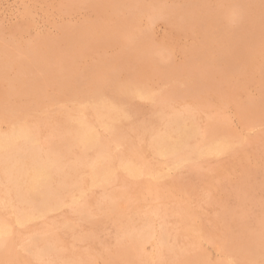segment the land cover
I'll use <instances>...</instances> for the list:
<instances>
[{
  "label": "rangeland",
  "instance_id": "1",
  "mask_svg": "<svg viewBox=\"0 0 264 264\" xmlns=\"http://www.w3.org/2000/svg\"><path fill=\"white\" fill-rule=\"evenodd\" d=\"M263 27L264 0H0V264H264Z\"/></svg>",
  "mask_w": 264,
  "mask_h": 264
},
{
  "label": "bare ground",
  "instance_id": "2",
  "mask_svg": "<svg viewBox=\"0 0 264 264\" xmlns=\"http://www.w3.org/2000/svg\"><path fill=\"white\" fill-rule=\"evenodd\" d=\"M124 1H125V0H124ZM118 2H119V1H118ZM119 3H120V2H119ZM117 4H118V3H117ZM253 7H254V6H253ZM249 8H250V7H249ZM166 9H167V8H166ZM190 9H191V8H190ZM260 9H261V8H260ZM260 9H259V10H260ZM188 10H189V9H188ZM148 11H149V10H148ZM168 11H169V10H168ZM168 11H167V13H168ZM177 11H178V10H177ZM202 11H203V10H202ZM260 11H261V10H260ZM190 12H191V11H190ZM204 12H205V11H204ZM254 12H255V11H254ZM262 12H263V11H262ZM262 12L259 13V14H262ZM171 13H172V12H171ZM205 13H206V12H205ZM256 13H257V11H256ZM228 14H229V13H228ZM174 15H177V14H174ZM174 15H173V16H174ZM178 15H179V14H178ZM180 15H181V14H180ZM171 16H172V15H171ZM201 16H202V14H201ZM218 16H219V15H218ZM220 16H221V15H220ZM228 16H229V15H228ZM181 17H182V16H181ZM181 17H180V18H181ZM198 17H200V15H199ZM223 17H224V16H223ZM225 17H226V15H225ZM231 17H232V15H231ZM235 17H237V16H235ZM108 18H109V17H108ZM111 18H112V17H111ZM138 18H140V16H139ZM172 18H173V17H172ZM176 18H177V16L175 17V19H176ZM191 18H192V16H191ZM201 18H202V17H201ZM232 18H233V17H232ZM112 19H113V18H112ZM143 19H144V18H143ZM163 19H164V18H163ZM173 19H174V18H173ZM173 19H172V20H173ZM221 19H222V16H221ZM224 19H225V18H224ZM224 19H223V20H224ZM228 19H229V17H228ZM237 19H238V17H237ZM107 20H109V19H107ZM139 20H140V19H139ZM161 20H162V19H161ZM169 20H170V19H169ZM230 20H231V18H230ZM104 21H105V20H104ZM113 21H114V20H113ZM165 21H166V20H165ZM219 21H220V18H219ZM231 21H232V20H231ZM96 22H97V21H96ZM108 22H109V21H108ZM168 22H169V21H168ZM178 22H179V21H178ZM222 22H223V21H222ZM228 22H229V21H228ZM244 22H245V21H244ZM247 22H248V21H247ZM98 23H102V22H101V21H100V22L98 21ZM104 23H105V22H104ZM165 23H166V22H165ZM174 23H175V21H174ZM208 23H209V22H208ZM172 24H173V23H172ZM175 24H176V23H175ZM177 24H178V23H177ZM180 24H181V23H180ZM224 24H225V23H224ZM240 24H241V23H240ZM244 24H245V23H244ZM88 25H89V24H88ZM90 25H91V24H90ZM92 25H93V23H92ZM95 25H96V24L94 23L93 26H95ZM106 25H107V24H106ZM117 25H118V24H117ZM211 25H212V24H211ZM211 25H210V26H211ZM225 25H226V24H225ZM228 25H229V24H228ZM228 25H227V26H228ZM253 25H254V24H253ZM253 25H252V27L255 28ZM118 26H119V25H118ZM124 26H125V25H124ZM175 26H176V25H175ZM240 26H241V25H240ZM242 26H243V25H242ZM88 27H90V26H88ZM97 27H98V26H97ZM120 27H121V26H120ZM208 27H209V26H208ZM243 27H244V26H243ZM250 27H251V26H250ZM260 27H261V26H260ZM91 28H92V27H91ZM178 28H179V27H178ZM228 28H229V26H228ZM245 28H246V27H245ZM256 28H258V27H256ZM256 28H255V29H256ZM263 28H264V27H263ZM87 29H88V28H87ZM121 29H122V27H121ZM248 29H249V28H248ZM92 30H93V29H92ZM250 30H252V28H251ZM253 30H254V29H253ZM253 30H252V31H253ZM88 31H89V30H88ZM255 31H256V30H255ZM250 32H251V31H250ZM256 32H257V31H256ZM258 32H259V31H258ZM263 32H264V31H263ZM118 34H119V33H118ZM257 34H258V33H257ZM260 34H261V33H260ZM262 34H263V33H262ZM0 35H1V34H0ZM246 36H247V35H246ZM251 36H252V35H251ZM263 36H264V35H263ZM120 37H121V36H120ZM257 37H258V35H257ZM261 37H262V36H261ZM41 38H42V37H41ZM41 38H40V39H41ZM258 38H259V37H258ZM116 39H117V38H116ZM0 41H2V40H0ZM3 42H4V41H3ZM38 42H40V41H38ZM5 43H6V42H5ZM32 43H33V42H32ZM0 44H1V43H0ZM6 44L8 45V43H6ZM29 44H30V43H29ZM29 44H28V45H29ZM2 45H3V44H2ZM28 45H27V46H28ZM12 46H13V45H12ZM40 46H41V45H40ZM6 47H7V46H6ZM22 47H23V46H22ZM38 47H39V46H38ZM41 47H42V46H41ZM51 47H52V46H51ZM8 48H9V47H8ZM26 48H27V47H26ZM29 48H30V47H29ZM46 48H47V47H46ZM1 49H2V47H1ZM27 49H28V48H27ZM30 49H31V48H30ZM34 49H35V48H34ZM37 49H38V48H37ZM14 50H15V49H14ZM40 50H41V48H40ZM45 50H46V49H45ZM45 50L43 49V51H45ZM10 52H11V51H10ZM29 52H30V51H29ZM31 52H32V51H31ZM39 52H40V51H39ZM7 53H8V52H7ZM17 53H18V52H17ZM23 53H24V52H23ZM36 53H37V52H36ZM36 53H35V54H36ZM12 54L14 55V53H12ZM15 54H16V53H15ZM33 54H34V53H33ZM33 54H32V55H33ZM6 55H8V54H6ZM40 55H41V54H40ZM0 57H1V56H0ZM7 57H8V56H7ZM14 57H15V56H14ZM20 57H21V56H20ZM35 57H36V56H35ZM35 57H34V58H35ZM150 57H151V56H150ZM29 58H31V57H29ZM121 58H122V57H121ZM131 58H132V56H131ZM134 58H135V57H134ZM8 59H9V57H8ZM20 59H21V58H20ZM40 59H41V58H40ZM105 59H106V58H105ZM116 59H117V58H116ZM116 59H115V60H116ZM21 60H22V59H21ZM31 60H32V59H31ZM136 60H137V59H136ZM3 61H4V60H3ZM12 61L14 62L15 60H12ZM16 61H17V60H16ZM16 61H15V62H16ZM18 61H19V59H18ZM23 61H24V60H23ZM23 61H22V63H24ZM48 61H49V60H48ZM53 61H54V60H53ZM103 61H105V60H103ZM144 61H145V60H144ZM55 62H56V61H55ZM111 62H113V61L111 60ZM117 62H119V61H117ZM140 62L142 63V60H141ZM147 62H148V61H147ZM6 63H7V62H5V64H6ZM18 63H20V61H19ZM31 63H33V62H31ZM67 63H69V62H67ZM67 63H66V64H67ZM107 63H108V61H107ZM114 63H115V62H114ZM123 63H126V62H123ZM131 63H132V62H131ZM9 64H10V63H9ZM11 64H12V63H11ZM14 64H15V63H14ZM105 64H106V63H105ZM111 64H112V63H111ZM143 64H144V63H143ZM143 64H142V65H143ZM12 65H13V64H12ZM25 65H26V64H25ZM33 65H34V64H33ZM39 65H40V64H39ZM127 65H128V64H127ZM137 65H138V64H137ZM149 65H150V64H149ZM40 66H41V65H40ZM68 66H69V65H68ZM88 66H89V65H88ZM108 66H109V65H108ZM108 66H107V67H108ZM133 66H134V65H133ZM140 66H141V65H140ZM146 66H147V65H146ZM20 67H21V66H20ZM25 67H26V66H25ZM31 67H32V65H31ZM99 67H100V66H99ZM109 67H111V66H109ZM109 67H108V69H109ZM127 67H128V66H127ZM137 67H138V66H137ZM137 67H136V68H137ZM144 67H145V66H144ZM11 68H13V66H12ZM11 68H10V69H11ZM15 68H16V67L14 66V69H15ZM74 68H75V67H74ZM74 68H71L70 70H72V69H74ZM76 68H77V67H76ZM84 68H85V67H84ZM96 68H97V66H96ZM100 68H102V67H100ZM111 68H114V67H111ZM118 68H119V67H118ZM121 68H122V67H121ZM134 68H135V67H134ZM152 68H153V67H152ZM14 69H13V70H14ZM18 69H19V68H18ZM22 69H23V67H22ZM38 69H39V68H38ZM77 69H78V68H77ZM93 69H94V68H93ZM102 69H105V68H102ZM116 69H117V68H116ZM116 69H115V70H116ZM127 69H128V68H127ZM150 69H151V68H150ZM20 70H21V69H19V71H20ZM25 70H26V68H25ZM47 70H48V68H47ZM62 70H63V69H62ZM87 70H89V68H88ZM94 70H95V69H94ZM97 70H98V69H97ZM97 70H95V72H96ZM132 70H133V69H132ZM138 70H139V69H138ZM7 71H8V70H7ZM38 71H39V70H38ZM74 71H76V70H74ZM100 71H101V70H100ZM100 71H98V72H100ZM105 71H106V70H105ZM9 72H10V71H8V73H9ZM16 72H17V70H16ZM53 72H54V71H53ZM65 72H66V71H65ZM68 72H69V71H68ZM70 72H71V71H70ZM78 72H79V71H78ZM78 72H77V73H78ZM86 72H87V71H86ZM95 72H94V73H95ZM98 72H97V73H98ZM127 72H128V71H127ZM147 72H148V71H147ZM147 72H145V73H147ZM73 73H74V72H73ZM83 73H84V72H83ZM87 73H88V72H87ZM90 73H91V72H90ZM97 73H96V74H97ZM129 73H130V71H129ZM133 73H134V72H133ZM143 73H144V72H143ZM17 74H19V73L17 72ZM37 74H38V72H37ZM43 74H45V73H43ZM64 74H67V73H64ZM100 74H101V73H100ZM141 74H142V73H141ZM147 74H148V73H147ZM147 74H146V75H147ZM150 74H151V73H150ZM8 75H9V74H8ZM14 75H16V74H14ZM14 75H13V76H14ZM22 75H23V74H22ZM28 75H29V74H28ZM33 75H34V74H33ZM45 75H46V74H45ZM45 75H44V76H45ZM67 75H68V74H67ZM73 75H74V74H73ZM79 75H80V74H79ZM84 75H85V74H84ZM84 75H83V76H84ZM87 75H88V74H87ZM90 75H91V74H90ZM98 75H99V74H98ZM104 75H105V74H104ZM104 75H103V77H105V78H107V76H109V75H106V76H104ZM123 75H125V74H123ZM139 75H140V74H139ZM139 75H138V77H139ZM143 75H144V74H143ZM35 76H36V75H35ZM37 76H38V75H37ZM47 76H49V75H47ZM56 76H57V75H56ZM69 76H70V75H69ZM126 76H127V75H126ZM126 76H125V78H127ZM130 76H131V75H130ZM18 77H19V75H18ZM18 77H17V78H18ZM21 77H22V76H21ZM31 77L33 78L32 74H31ZM50 77H51V76H50ZM61 77H62V76H61ZM79 77H80V76H79ZM101 77H102V76H100V78H101ZM114 77H115V76H114ZM138 77H137V78H138ZM11 78H12V77H11ZM13 78H14V77H13ZM26 78H27V77H26ZM26 78H25V79H26ZM28 78H29V77H28ZM48 78H49V77H48ZM93 78H94V76H93ZM95 78H96V77H95ZM128 78H129V76H128ZM128 78H127V79H128ZM133 78H134V77H133ZM18 79H19V78H18ZM18 79H17V80H18ZM34 79H35V78H34ZM37 79H39V78H37ZM43 79H44V77H43ZM50 79H51V78H50ZM67 79H68V78H67ZM80 79H81V78H80ZM84 79H86V81H87V78L84 77ZM91 79H92V78H91ZM97 79H98V78H97ZM123 79H124V78H123ZM152 79H153V78H152ZM12 80H13V79H12ZM14 80H15V78H14ZM32 80H33V79H32ZM64 80H66V79H64ZM70 80H71V79H70ZM99 80H100V79H99ZM107 80H108V79H107ZM124 80H125V79H124ZM132 80H133V79H132ZM132 80H131V81H132ZM141 80H142V79H141ZM38 81H39V80H38ZM55 81H56V80H55ZM93 81H94V80H93ZM93 81H92V82H93ZM139 81H140V80H139ZM144 81H145V79H144ZM1 82H3V80H2ZM1 82H0V83H1ZM30 82H31V80H30ZM36 82H37V81H36ZM36 82H35V83H36ZM41 82H42V80H41ZM90 82H91V81H90ZM90 82H89V83H90ZM104 82H105V81H104ZM123 82H124V81H123ZM123 82H122V83H123ZM142 82H143V81H142ZM145 82H146V81H145ZM152 82H153V81H152ZM32 83H33V82H32ZM35 83H33V84L35 85ZM38 83H40V82H38ZM45 83H46V82H45ZM69 83H70V82H69ZM86 83H88V82H86ZM99 83H100V82H99ZM99 83H97V84H99ZM143 83H144V82H143ZM3 84H4V83H3ZM5 84H7V83H5ZM27 84H28V83H27ZM33 84H31V85H33ZM71 84H72V83H71ZM75 84H76V83H75ZM91 84H92V83H91ZM108 84H109V82H108ZM108 84H107V85H108ZM112 84H113V83H112ZM115 84H116V83H115ZM117 84H118V86H119V83H117ZM132 84H133V83H132ZM22 85H23V84H22ZM24 85H25V84H24ZM31 85H30V86H31ZM40 85H41V83H40ZM49 85H50V84H49ZM78 85H79V84H78ZM102 85H103V83H102ZM120 85H121V84H120ZM123 85H124V84H123ZM147 85H149V84H147ZM1 86H2V85H1ZM5 86H6V85H5ZM79 86H81V85H79ZM132 86H133V85H132ZM138 86H140V85H138ZM51 87H52V86H51ZM97 87H98V86H97ZM4 88H5V87H4ZM18 88H19V86H18ZM29 88H30V87H29ZM49 88H50V86H49ZM76 88H77V87H76ZM91 88H95V87H92V86H91ZM114 88H115V86H114ZM129 88H130V87H129ZM129 88H128V89H129ZM147 88H149V87L146 86V89H147ZM1 89H2V88H1ZM26 89H27V88H26ZM34 89H35V88H34ZM40 89L43 90L42 87H41ZM74 89H75V88H74ZM83 89H86V88L84 87ZM83 89H82V90H83ZM88 89H90V88H88ZM99 89H100V88H99ZM112 89H113V88H112ZM117 89H118V87H117ZM119 89H120V88H119ZM121 89H124V88H121ZM150 89H151V88H150ZM154 89H155V88H154ZM9 90H10V89H9ZM9 90H8V91H9ZM22 90H23V89H22ZM35 90H36V89H35ZM48 90H49V89H48ZM53 90H54V89H53ZM95 90H96V89H95ZM106 90H107V89H106ZM114 90H116V89H114ZM133 90H134V89H133ZM148 90H149V89H148ZM3 91H4V90H3ZM49 91H50V90H49ZM55 91H56V90H55ZM124 91H125V90H124ZM150 91H151V90H150ZM155 91H156V90H155ZM158 91H159V90H158ZM10 92H11V91H10ZM10 92H9V93H10ZM34 92H35V91H34ZM36 92H37V91H36ZM101 92H102V91H101ZM113 92H114V91H112V93H113ZM122 92H123V91H122ZM133 92H134V91H133ZM146 92H147V91H146ZM146 92H145V93H146ZM162 92H163V91H162ZM6 93H7V91H6ZM6 93H4V94L6 95ZM12 93H14V92H12ZM12 93H11V94H12ZM41 93H42V92H41ZM48 93H50V92H48ZM52 93H53V92H52ZM79 93H80V92H79ZM89 93H90V91H89ZM95 93H96V92H95ZM107 93H108V92H107ZM119 93H120V92H119ZM163 93H164V92H163ZM15 94H16V93H14V95H15ZM37 94H38V93H36V95H37ZM42 94H43V93H42ZM44 94H45V93H44ZM54 94H55V93H54ZM104 94H105V93H104ZM123 94H124V93H123ZM152 94H153V92H152ZM36 95H35V96H36ZM38 95H39V94H38ZM45 95H46V94H45ZM47 95H48V94H47ZM61 95H62V93H61ZM87 95H88V94H87ZM92 95H93V94H92ZM101 95H103V94H101ZM101 95H100V96H101ZM111 95H112V94H111ZM113 95H114V94H113ZM158 95H159V94H158ZM3 96H4V95H3ZM30 96H31V95H30ZM43 96H44V95H43ZM43 96H42V97H43ZM49 96H50V95H49ZM63 96H64V95H62V97H63ZM67 96H68V95H67ZM69 96H70V95H69ZM78 96H79V95H78ZM118 96H119V95H118ZM123 96H124V95H123ZM134 96H135V95H134ZM152 96L154 97V95H152ZM5 97H6V96H5ZM7 97L9 98V95H7ZM13 97H14V96H13ZM22 97L25 98L23 95H22ZM32 97H33V96H32ZM36 97H37V96H36ZM50 97H51V96H50ZM54 97H55V96H53V98H54ZM70 97H71V96H70ZM79 97H80V96H79ZM94 97H95V96H94ZM120 97H121V95L119 96V98H120ZM149 97H150V96H149ZM39 98H40V97H39ZM72 98H73V97H72ZM91 98H92V97H91ZM99 98H101V97H99ZM114 98H115V95H114ZM117 98H118V97H117ZM123 98H124V97H123ZM127 98H128V97H127ZM5 99H6V98H5ZM5 99H4V100H5ZM13 99H14V98H12V100H13ZM46 99H47V98H46ZM69 99H70V98H69ZM82 99H83V98H82ZM86 99H87V98H86ZM106 99H107V98H106ZM151 99H152V98H151ZM70 100H71V99H70ZM88 100H92V99H88ZM100 100H101V99H100ZM111 100H112V99H111ZM113 100H114V99H113ZM121 100H122V99H121ZM2 101H3V100H2ZM13 101H14V100H13ZM24 101H25V100H24ZM29 101H30V100H28V102H29ZM50 101H51V100H50ZM53 101H54V99H53ZM78 101H79V100H78ZM84 101H85V100H84ZM92 101H93V100H92ZM116 101H117V100H116ZM133 101H134V100H133ZM135 101H136V100H135ZM142 101H143V100H142ZM142 101H141V102H142ZM146 101H147V100H146ZM170 101H171V100H170ZM3 102H4V101H3ZM25 102H26V101H25ZM32 102H33V101H32ZM36 102H37V101H36ZM38 102H39V101H38ZM55 102H56V101H55ZM55 102H54V104H55ZM67 102H68V101H67ZM88 102H89V101H88ZM95 102H96V101H95ZM97 102H98V100H97ZM108 102H109V101H108ZM112 102H113V101H112ZM141 102H140V103H141ZM20 103H21V102H20ZM33 103H34V102H33ZM48 103H49V102H48ZM57 103H58V102H57ZM60 103H61V102H60ZM68 103H69V102H68ZM68 103H67V104H68ZM72 103H75V102H72ZM82 103H83V102H82ZM85 103H86V102H85ZM89 103H90V102H89ZM98 103H99V102H98ZM105 103H106V101H105ZM148 103H151V102H148ZM171 103H172V102H171ZM35 104H37V103H35ZM91 104H92V103H91ZM16 105H17V104H16ZM19 105H20V104H19ZM30 105H31V104H30ZM32 105H33V104H32ZM51 105H52V103H51ZM51 105H49V106H51ZM70 105H71V104H70ZM77 105H78V102H77ZM89 105H90V104H89ZM92 105H93V104H92ZM96 105H97V104H96ZM148 105H149V104H148ZM167 105H168V104H167ZM175 105H176V104H175ZM177 105H179V104H177ZM7 106H8V105H7ZM23 106H24V105H23ZM99 106H100V105H99ZM124 106H125V105H124ZM190 106H191V105H190ZM1 107H2V105H1ZM11 107H12V105H11ZM14 107H15V106H14ZM14 107H12V108H14ZM19 107H20V106H19ZM34 107H35V106H34ZM34 107H33V108H34ZM39 107H40V106H39ZM44 107H46V106L44 105ZM76 107H77V106H76ZM125 107H126V106H125ZM132 107H133V106H132ZM172 107H173V106H172ZM47 108H48V106H47ZM51 108H52V107H51ZM62 108H63V107H62ZM62 108H61V109H62ZM64 108H65V107H64ZM77 108H78V107H77ZM97 108H99V107L97 106ZM149 108H150V107H149ZM152 108H153V106H152ZM178 108H179V107H178ZM178 108H177V109H178ZM181 108H182V107H181ZM185 108H186V107H185ZM193 108H194V107H193ZM195 108H196V107H195ZM2 109H3V107H2ZM23 109H24V108H23ZM31 109H32V108H31ZM44 109H45V108H44ZM56 109H57V108H56ZM58 109H59V108H58ZM164 109H165V108H163V111H164ZM173 109H174V108H173ZM0 110H1V109H0ZM4 110H5V109H4ZM34 110H35V108H34ZM48 110H49V109H48ZM54 110H55V109H54ZM95 110H96V109H95ZM135 110H136V109H135ZM195 110H196V109H195ZM17 111H18V110H17ZM20 111H21V108H20ZM35 111H37V110H35ZM38 111H39V110H38ZM52 111H53V109H52ZM68 111H69V112H72L71 110H68ZM68 111H67V112H68ZM74 111H77V110H74ZM84 111H85V110H84ZM153 111H154V109H153ZM170 111H171V110H170ZM172 111H173V110H172ZM33 112H34V111H33ZM53 112H54V111H53ZM58 112H59V110H58ZM125 112H126V111H125ZM133 112H135V111L133 110ZM133 112H132V113H133ZM166 112H167V111H166ZM195 112H196V111H195ZM198 112H199V111H198ZM202 112H203V111H202ZM1 113H2V112H1ZM4 113H5V112H4ZM16 113H17V112H16ZM16 113H15V114H16ZM36 113H38V112H36ZM42 113H43V112H42ZM76 113H77V112H76ZM80 113H81V112H80ZM132 113H130V114H132ZM171 113H172V112H171ZM173 113H174V112H173ZM12 114H13V113H12ZM21 114H23V112H22ZM21 114H20V115H21ZM28 114L30 115V113H28ZM28 114H27V115H28ZM61 114H62V113H61ZM65 114H66V112H65ZM65 114H64V115H65ZM78 114H79V113H78ZM81 114H82V113H81ZM84 114H85V113H84ZM86 114H87V113H86ZM90 114H92V113H90ZM126 114H127V113H126ZM150 114H151V113H150ZM158 114H160V113H158ZM158 114H157V115H158ZM166 114H167V113H166ZM185 114H186V113H185ZM196 114H197V113H196ZM198 114H199V113H198ZM6 115H7V114H6ZM8 115H9V114H8ZM32 115H33V114H32ZM35 115H36V114H35ZM73 115H74V114H73ZM18 116H19V115H18ZM22 116H23V115H22ZM66 116H68V115H66ZM91 116H92V115H91ZM105 116H106V115H105ZM123 116H124V115H123ZM169 116H170V113H169ZM210 116H211V115H210ZM6 117H7V116H6ZM11 117H12V116H11ZM24 117H25V116H24ZM30 117H31V116H30ZM36 117H37V115H36ZM58 117H59V116H58ZM70 117H71V116H70ZM73 117H74V116H73ZM75 117H76V116H75ZM81 117H82V116H81ZM87 117H88V116H87ZM107 117H108V116H107ZM150 117H151V116H150ZM160 117H161V116H160ZM205 117H206V116H205ZM208 117H209V116H208ZM12 118H13V117H12ZM20 118H21V116H20ZM56 118H57V117H56ZM63 118H64V117H63ZM89 118H91V117H89ZM151 118H153V117H151ZM182 118H183V117H182ZM26 119H28V118L26 117ZM61 119H62V118H61ZM67 119H68V118H67ZM74 119H75V118H74ZM83 119H84V118H83ZM87 119H88V118H87ZM112 119H113V118H112ZM130 119H131V118H130ZM142 119H143V118H142ZM174 119H175V118H174ZM218 119H219V118H218ZM10 120H11V119H10ZM24 120H25V119H24ZM28 120H29V119H28ZM92 120H93V119H92ZM100 120H101V119H100ZM122 120H123V119H122ZM140 120H141V119H140ZM14 121H15V120H14ZM17 121H18V120H17ZM26 121H27V120H26ZM48 121H49V120H48ZM81 121H82V120H81ZM104 121H105V120H104ZM128 121H129V120H128ZM142 121H143V120H142ZM149 121H151V120H149ZM161 121H163V120H161ZM209 121H211V120H209ZM221 121H222V120H221ZM223 121H224V120H223ZM5 122H6V121H5ZM19 122H22V121H18V123H19ZM27 122H28V121H27ZM51 122H52V121H51ZM86 122H87V121H86ZM91 122H92V121H91ZM129 122H130V121H129ZM159 122H160V121H159ZM171 122H172V121H171ZM175 122H176V121H175ZM215 122H216V121H215ZM23 123H24V122H23ZM75 123H76V122H75ZM130 123H131V122H130ZM137 123H138V122H137ZM140 123H141V122H140ZM146 123H147V122H146ZM157 123H158V122H157ZM212 123H214V122H212ZM218 123H219V122H218ZM4 124H5V123H4ZM7 124H8V122H7ZM24 124H25V123H24ZM29 124L32 125L31 123H29ZM65 124H66V122H65ZM81 124H82V123H81ZM81 124H80V125H81ZM84 124H86V123H84ZM88 124H89V123H88ZM95 124H96V123H95ZM116 124H117V123H116ZM142 124H143V123H142ZM153 124H154V123H153ZM160 124H161V123H160ZM174 124H175V123H174ZM201 124H202V123H201ZM210 124H211V123H210ZM14 125H15V123H14ZM37 125H38V124H37ZM68 125H69V124H68ZM72 125H73V124H72ZM90 125H92V124H90ZM93 125H94V124H93ZM129 125H130V124H129ZM162 125H163V124H162ZM186 125H187V124H186ZM205 125H206V124H205ZM215 125H216V124H215ZM220 125H221V124H220ZM2 126H3V125H2ZM26 126H27V125H26ZM33 126H34V125H33ZM87 126H88V125H87ZM97 126H98V125H97ZM101 126H102V125H101ZM118 126H119V125H118ZM126 126H127V125H126ZM126 126H125V127H126ZM141 126H142V125H141ZM169 126H170V125H169ZM173 126H174V125H173ZM196 126H197V125H196ZM211 126H212V125H211ZM11 127H12V125H11ZM61 127H62V126H61ZM69 127H70V126H69ZM91 127H92V126H91ZM93 127H94V126H93ZM129 127H130V126H129ZM133 127H134V126H133ZM136 127H139V126H136ZM166 127H167V126H166ZM182 127H183V126H182ZM187 127H188V126H187ZM66 128H67V126H66ZM96 128H97V127H96ZM116 128H117V126H116ZM116 128H115V129H116ZM118 128H119V127H118ZM154 128H155V127H154ZM164 128H165V127H164ZM199 128H200V126H199ZM202 128H203V127H202ZM68 129H69V128H68ZM91 129H92V128H91ZM97 129H98V128H97ZM111 129H112V128H111ZM111 129H109V130H111ZM131 129H132V128H131ZM134 129H135V127H134ZM137 129H139V128H137ZM146 129H148V128H146ZM203 129H204V128H203ZM206 129H207V128H206ZM210 129H211V128H210ZM9 130H10V129H9ZM38 130H39V129H38ZM40 130H41V129H40ZM42 130H43V129H42ZM58 130H60L59 127H58ZM128 130H129V129H128ZM128 130H127V131H128ZM207 130H208V129H207ZM48 131H49V130H48ZM48 131H47V129H46V132H48ZM112 131L114 132L115 130H112ZM123 131H124V130H123ZM132 131H133V130H132ZM145 131H146V130H145ZM147 131H148V130H147ZM160 131H161V130H160ZM169 131H170V130H169ZM169 131L166 130V132H169ZM183 131H184V130H183ZM211 131H212V130H211ZM8 132H9V131H8ZM8 132H7V133H8ZM100 132H101V131H100ZM104 132H105V131H104ZM134 132H135V131H134ZM156 132H157V131H156ZM202 132H203V131H202ZM16 133H17V132H16ZM38 133H39V131H38ZM42 133H43V132H42ZM55 133H56V132H55ZM58 133H59V132H58ZM67 133H68V132H67ZM92 133H93V132H92ZM105 133H107V132H105ZM114 133H115V132H114ZM161 133H162V132H161ZM209 133H210V132H209ZM5 134H6V132H5ZM19 134H20V133H19ZM24 134H25V132H24ZM88 134H89V133H88ZM97 134H98V131H97ZM97 134H96V135H97ZM107 134H108V133H107ZM115 134H116V133H115ZM134 134H135V133H134ZM148 134H149V132H148ZM155 134H156V133H155ZM162 134H163V133H162ZM166 134H167V133H166ZM215 134H216V133H214L213 136H214ZM220 134H222V133H220ZM224 134H225V133H224ZM10 135H11V134H10ZM37 135H38V134H37ZM68 135H69V134H68ZM68 135H67V136H68ZM89 135H90V134H89ZM96 135H95V136H96ZM101 135H103V134H101ZM139 135H140V134H139ZM146 135H147V134H146ZM146 135H145V136H146ZM229 135H230V134H229ZM19 136H20V135H19ZM27 136H28V135H27ZM45 136H47V135H45ZM62 136H63V135H62ZM114 136H115V135H114ZM156 136H157V135H156ZM156 136H155V137H156ZM159 136H160V135H159ZM179 136H180V135H179ZM209 136H210V135H209ZM215 136H216V135H215ZM215 136H214V137H215ZM227 136H228V134H227ZM231 136H233V135H231ZM52 137H53V136H52ZM92 137H93V136H92ZM96 137H97V136H96ZM120 137H121V136H120ZM122 137H123V136H122ZM140 137H141V136H140ZM150 137H151V136H150ZM157 137H158V136H157ZM233 137H235V136H233ZM15 138H16V137H15ZM27 138H28V137H27ZM58 138H59V136H58ZM112 138H113V137H112ZM143 138H144V137H143ZM196 138H197V137H196ZM207 138H208V137H207ZM210 138H211V137H210ZM231 138H232V137H231ZM60 139H61V138H60ZM64 139H66V138H64ZM87 139H88V138H87ZM118 139H119V138H118ZM120 139H121V138H120ZM122 139H124V138H122ZM122 139H121V140H122ZM137 139H138V138H137ZM149 139H150V138H149ZM190 139H191V138H190ZM197 139H198V138H197ZM199 139H200V138H199ZM202 139H203V137H202ZM215 139H216V138H215ZM234 139H235V138H234ZM25 140H26V139H25ZM38 140H39V139H38ZM56 140H57V139H56ZM66 140H67V139H66ZM68 140H69V139H68ZM93 140H94V139H93ZM133 140H134V139H133ZM141 140H142V139H141ZM210 140H211V139H210ZM238 140H239V138H238ZM53 141H54V140H53ZM142 141H143V140H142ZM157 141H158V140H157ZM157 141H156V139H155V142H157ZM165 141H166V140H165ZM168 141H170V139H169ZM203 141H205V140H203ZM203 141H202V143H203ZM212 141H213V140H212ZM40 142H41V141H40ZM60 142H62V140H61ZM66 142H67V141H66ZM85 142H86V141H85ZM108 142H111V141H108ZM115 142H116V141H115ZM115 142H114V143H115ZM123 142H124V141H123ZM150 142H151V141H150ZM155 142H154V143H155ZM158 142H159V141H158ZM237 142H238V141H237ZM2 143H3V142H2ZM112 143H113V142H112ZM121 143H122V142H121ZM125 143H126V142H125ZM138 143H139V142H138ZM143 143H144V142H143ZM173 143H174V142H173ZM197 143H198V142H197ZM209 143H210V142H209ZM239 143H240V142H239ZM32 144H34V143H32ZM50 144H51V143H50ZM66 144H68V143H66ZM69 144H70V143H69ZM100 144H101V143H100ZM115 144H116V143H115ZM130 144H131V143H130ZM164 144H165V143H164ZM169 144H170V143H169ZM169 144H168V145H169ZM181 144H182V143H181ZM207 144H208V143H207ZM39 145H40V144H39ZM108 145H109V144H108ZM108 145H107V146H108ZM122 145H123V143H122ZM128 145H129V144H128ZM143 145H144V144H143ZM146 145H147V144H146ZM148 145H150V144H148ZM151 145H152V144H151ZM194 145H195V144H194ZM8 146H9V145H8ZM40 146H41V145H40ZM129 146H130V145H129ZM136 146L138 147V145H136ZM130 147H131V146H130ZM133 147H134V146H133ZM142 147H144V146H142ZM146 147H147V146H146ZM57 148H58V147H57ZM119 148H120V147H119ZM138 148H139V147H138ZM156 148H157V147H156ZM190 148H191V147H190ZM1 149H3V148H1ZM1 149H0V150H1ZM53 149H54V148H53ZM55 149H56V148H55ZM70 149H71V147H70ZM72 149H73V148H72ZM132 149H134V148H132ZM173 149H174V147H173ZM175 149H176V148H175ZM186 149H187V148H186ZM192 149H194V148H192ZM214 149H215V148H214ZM6 150H7V149H6ZM99 150H100V149H99ZM111 150H112V149H111ZM116 150H117V149H116ZM125 150H126V149H125ZM137 150H138V149H137ZM137 150H136V152H137ZM148 150H149V149H148ZM176 150H177V149H176ZM49 151H50V150H49ZM122 151H123V150H122ZM142 151H143V150H142ZM144 151H145V150H144ZM151 151H152V150H151ZM191 151H193V150H191ZM43 152H44V151H43ZM74 152H75V151H74ZM74 152H73V153H74ZM105 152H107V151H105ZM123 152H124V151H123ZM128 152H129V151H128ZM130 152H131V151H130ZM130 152H129V153H130ZM145 152H146V151H145ZM184 152H185V150H184ZM197 152H198V151H197ZM216 152H217V151H216ZM235 152H236V151H235ZM49 153H50V152H49ZM68 153H69V152H68ZM114 153H117V152H114ZM141 153H142V152H141ZM164 153H165V152H164ZM44 154H45V153H44ZM46 154H47V153H46ZM54 154H55V153H54ZM65 154H66V153H65ZM131 154H132V153H131ZM166 154H167V153H166ZM204 154H205V153H204ZM215 154H216V153H215ZM224 154H225V153H224ZM55 155H56V154H55ZM58 155H59V154H58ZM62 155H63V154H62ZM108 155H109V153H108ZM111 155H112V154H111ZM134 155H135V154H134ZM146 155H147V154H146ZM209 155H210V154H209ZM60 156H61V155H60ZM64 156H65V155H64ZM72 156H73V155H72ZM114 156H115V155H114ZM147 156H148V155H147ZM162 156H163V155H162ZM185 156H186V155H185ZM192 156H193V155H192ZM66 157H67V156H66ZM68 157H69V156H68ZM78 157H79V156H78ZM80 157H81V156H80ZM116 157H118V156H115V158H116ZM128 157H129V156H128ZM148 157H149V156H148ZM151 157H152V156H151ZM151 157H150V158H151ZM182 157H183V155H182ZM118 158H119V157H118ZM122 158H123V156H122ZM153 158H154V157H153ZM175 158H176V157H175ZM190 158H191V157H190ZM217 158H218V157H217ZM59 159H60V158H59ZM130 159H131V158H130ZM184 159H185V158H184ZM186 159H187V158H186ZM113 160H114V158H113ZM135 160H136V159H135ZM140 160H141V159H140ZM146 160H147V159H146ZM151 160H152V159H151ZM166 160H167V159H166ZM206 160H207V159H206ZM60 161H61V159H60ZM69 161H70V160H69ZM72 161H73V160H72ZM74 161H75V160H74ZM114 161L116 162V160H114ZM138 161H139V160H138ZM157 161H158V160H157ZM168 161H169V160H168ZM182 161H183V160H182ZM70 162H71V161H70ZM117 162H118V161H117ZM132 162H133V161H132ZM149 162H151V161H149ZM149 162H148V163H149ZM153 162H154V161H153ZM171 162H172V161H171ZM81 163H82V162H81ZM136 163H138V162H136ZM159 163H160V161H159ZM161 163H162V162H161ZM164 163H166L165 160H164ZM181 163H182V162H181ZM62 164H63V163H61V166H62ZM65 164H66V163H65ZM139 164H140V163H139ZM154 164H155V163H154ZM172 164H173V163H172ZM174 164H175V162H174ZM174 164H173V165H174ZM198 164H200V163H198ZM136 165H137V164H136ZM156 165H157V164H156ZM176 165H177V164H176ZM17 166H18V165H17ZM63 166H65V165H63ZM116 166H117V165H116ZM137 166H138V165H137ZM142 166H144V165H142ZM26 167H27V166H26ZM148 167H149V164H148ZM165 167H167V165H166ZM183 167H184V166H183ZM192 167H193V166H192ZM6 169H7V168H6ZM57 169H58V168H57ZM63 169H64V168H63ZM93 169H94V168H93ZM116 169H117V167H116ZM118 169H119V168H118ZM148 169H149V168H148ZM150 169H151V168H150ZM157 169H158V168H157ZM52 170H53V169H52ZM91 170H92V169H91ZM91 170H90V171H91ZM161 170H162V169H161ZM171 170H172V169H171ZM195 170H196V169H195ZM31 171H32V170H31ZM120 171H121V170H120ZM120 171H119V172H120ZM135 171H136V170H135ZM191 171H192V170H191ZM197 171H198V170H197ZM142 172H143V171H142ZM163 172H164V171H163ZM93 173H94V172H93ZM131 173H132V172H131ZM153 173H154V172H153ZM94 174H95V173H94ZM119 174H120V173H119ZM121 174H122V173H121ZM121 174H120V175H121ZM128 174H129V173H128ZM147 174H148V173H147ZM167 174H168V173H167ZM171 174H172V173H171ZM192 174H193V173H192ZM65 175H66V174H65ZM112 175H113V174H112ZM125 175H126V174H125ZM135 175H136V174H135ZM141 175H143V173H142ZM145 175H146V174H145ZM145 175H144V176H145ZM169 175H170V174H169ZM44 176H45V175H44ZM52 176H53V174H52ZM118 176H119V175H118ZM167 176H168V175H167ZM30 177H31V176H30ZM108 177H109V176H108ZM145 177H146V176H145ZM148 177H149V176H148ZM161 177H162V176H161ZM34 178H35V177H34ZM40 178H41V177H40ZM44 178H45V177H44ZM48 178H49V177H48ZM57 178H58V177H57ZM92 178H93V177H92ZM123 178H124V177H123ZM0 179H1V178H0ZM45 179H46V178H45ZM116 179H118V178H116ZM140 179H141V178H140ZM158 179H159V178H158ZM172 179H173V178H172ZM85 180H88V179L85 178ZM93 180H94V179H93ZM122 180H123V179H122ZM122 180H121V181H122ZM153 180H154V178H153ZM46 181H47V180H46ZM82 181H83V180H82ZM126 181H127V180H126ZM39 182H40V181H39ZM88 182H89V181H88ZM139 182H140V181H139ZM154 182H155V181H154ZM1 183H2V182H1ZM3 183H4V182H3ZM91 183H92V182H91ZM120 183H121V182H120ZM5 184H6V183H5ZM101 184H102V183H101ZM36 185H37V184H36ZM36 185H35V186H36ZM120 185H122V184H120ZM133 185H135V184H132V186H133ZM107 186H108V185H107ZM117 186H118V185H117ZM128 186H129V185H128ZM52 187H53V186H52ZM100 187H102V186H100ZM0 188H1V187H0ZM125 188H126V186H125ZM84 189H85V187H84ZM84 189H83V190H84ZM97 189H98V188H97ZM103 189H105V188H103ZM7 190H8V189H7ZM85 190H86V189H85ZM93 190H94V189H93ZM93 190H92V191H93ZM117 190H118V189H117ZM125 190H126V189H125ZM102 191H103V190H102ZM6 192H7V191H6ZM31 192H32V191H31ZM58 192H59V191H58ZM34 193H35V192H34ZM88 193H89V192H88ZM133 193H134V192H133ZM0 194H1V193H0ZM81 195H82V194H81ZM83 195H84V193H83ZM95 195H96V194H95ZM98 195H99V194H98ZM96 196H97V195H96ZM120 196H121V195H120ZM75 197H76V196H75ZM87 197H88V196H87ZM1 198H2V197H1ZM95 198H96V197H95ZM97 198H98V197H97ZM100 198H101V197H100ZM72 200H73V199H72ZM83 200H84V199H83ZM93 201H94V199H93ZM164 201H165V200H164ZM3 202H4V200H3ZM72 203H73V202H72ZM79 203H80V202H79ZM167 203H168V202H167ZM70 204H71V203H70ZM4 205H5V204H4ZM80 205H81V204H80ZM91 205H92V203H91ZM14 206H15V205H14ZM168 206H170V205L168 204ZM0 207H2V206H0ZM5 207H6V206H5ZM90 207L92 208V206H90ZM93 207H94V206H93ZM74 208H75V206H74ZM91 208H90V209H91ZM148 208H149V207H148ZM2 210H3V209H2ZM60 210H61V209H60ZM69 210H70V209H69ZM72 210H74V209H72ZM106 210H107V209H106ZM179 210H180V209H179ZM91 211H92V210H91ZM140 211H141V210H140ZM180 211H181V210H180ZM2 212H3V211H2ZM9 212H10V211H9ZM9 212H8V213H9ZM55 212H56V211H55ZM63 212H64V211H63ZM10 213H11V212H10ZM10 213H9V214H10ZM93 213H94V211H93ZM100 213H101V212H100ZM150 213H151V212H150ZM152 213H153V212H152ZM174 213H175V212H174ZM182 213H183V212H182ZM9 214H8V215H9ZM54 214H55V213H54ZM94 214H95V213H94ZM2 215H3V214H2ZM105 215H106V214H105ZM107 215H108V214H107ZM10 216H11V214H10ZM68 216H69V215H68ZM111 216H112V215H111ZM69 217H70V216H69ZM100 217H101V216H99V218H100ZM106 217H107V216H106ZM179 217H180V215H179ZM3 218H4V217H3ZM47 218H48V216H47ZM47 218H45V219H47ZM50 218H51V217H50ZM156 218H157V217H156ZM38 219H39V218H38ZM97 219H98V217H97ZM6 220H7V219H6ZM8 220H9V219H8ZM69 220H70V219H69ZM106 220H107V219H106ZM156 220H157V219H156ZM183 220H184V219H183ZM41 221H42V220H41ZM46 221H47V220H46ZM58 221H59V220H58ZM70 221H71V220H70ZM2 222H3V221H2ZM170 222H171V221H170ZM179 222H182V221H179ZM6 223H7V222H6ZM39 223H40V222H39ZM45 223H47V222H45ZM74 223H75V222H74ZM81 223H82V222H81ZM97 223H98V222H97ZM133 223H134V222H133ZM24 224H25V223H24ZM34 224H35V223H34ZM85 224H86V223H85ZM99 224H100V223H99ZM108 224H109V223H108ZM184 224H186V222H185ZM184 224H183V225H184ZM10 225H12V224H10ZM21 225H22V224H21ZM21 225H20V226H21ZM96 225H97V224H96ZM124 225H125V224H124ZM14 226H15V224H14ZM17 226H18V225H17ZM29 226H30V225H29ZM35 226H36V225H35ZM103 226H104V225H103ZM105 226H106V225H105ZM10 227H11V226H10ZM15 227H16V226H15ZM36 227H37V226H36ZM91 227H92V226H91ZM26 228H28V227H26ZM51 228H52V227H51ZM12 229H13V228H12ZM85 229H86V228H85ZM100 229H101V228H100ZM157 229H158V228H157ZM20 230H21V229H20ZM20 230H19V231H20ZM30 230H31V229H29V231H30ZM104 230H105V229H104ZM119 230H120V229H119ZM9 231H10V230H9ZM20 232H21V231H20ZM20 232H19V233H20ZM22 232H24V231H22ZM25 232H26V230H25ZM6 233H7V232H6ZM6 233H4V234L6 235ZM16 233H17V232H16ZM27 233H30V232L27 231ZM250 233H251V232H250ZM58 234H59V233H58ZM68 234H69V233H68ZM103 234H104V233H103ZM155 234H156V232H155ZM1 235H2V234L0 233V236H1ZM5 235H4V236H5ZM12 235H13V234H12ZM20 235H21V234H20ZM156 235H157V234H156ZM10 236H11V234H10ZM21 236H22V235H21ZM59 236H60V235H59ZM59 236H58V237H59ZM61 236H62V235H61ZM89 237H90V236H89ZM93 237H94V236H93ZM126 237H127V236H126ZM139 237H140V236H139ZM2 238H3V237H2ZM9 238H10V237H9ZM12 238H13V237H12ZM16 239H17V238H16ZM18 239H19V238H18ZM18 239H17V242L19 241ZM130 239H131V238H130ZM8 240H10V239H8ZM67 240H68V239H67ZM86 240H87V239H86ZM121 240H122V239H121ZM153 240H154V238H153ZM259 240L261 241L262 239H259ZM64 241H66V240H64ZM128 241H129V240H128ZM247 241H248V240H247ZM17 242H16V243H17ZM131 242H132V241H131ZM156 242H157V241H156ZM255 242H256V241H255ZM258 242H259V241H258ZM14 243H15V241H14ZM207 243H208V242H207ZM9 244H10V243H9ZM18 244H19V243H18ZM68 244H69V242H68ZM114 244H115V243H114ZM119 244H121V243H119ZM129 244H130V242H129ZM133 244H134V243H133ZM153 244H154V243H153ZM6 245H7V244H6ZM6 245H5V246H6ZM12 245H14V244H12ZM93 245H94V244H93ZM125 245H127V244H125ZM135 245H136V244H135ZM262 245H263V243H262ZM262 245H260V246H262ZM10 246H11V245H10ZM91 246H92V245H91ZM95 246H96V245H95ZM119 246H120V245H119ZM129 246H130V245H128L127 247H129ZM150 246H151V245H150ZM150 246H149V248H150ZM166 246H167V245H166ZM166 246H165V247H166ZM115 247H116V246H115ZM130 247H131V246H130ZM132 247H133V246H132ZM10 248H11V247H10ZM15 248H16V247H15ZM67 248H68V247H67ZM118 248H119V247H118ZM125 248H126V247H125ZM190 248H191V247H190ZM88 249H89V248H87V250H88ZM116 249H117V248H116ZM120 249H121V248H120ZM122 249H123V248H122ZM128 249H129V248H128ZM136 249H137V248H136ZM163 249H164V248H163ZM165 249H166V248H165ZM195 249H196V248H195ZM197 249H198V248H197ZM256 249H257V248H256ZM258 249H259V248H258ZM18 250H19V249H18ZM33 250H34V249H33ZM91 250H92V249H91ZM93 250H94V247H93ZM96 250H97V249H96ZM96 250H94V251H96ZM134 250H135V248H134ZM153 250H154V249H153ZM167 250H168V249H167ZM9 251H10V250H9ZM9 251H8V252H9ZM127 251H129V250H126V252H127ZM136 251H137V250H136ZM138 251H139V250H138ZM158 251H159V250H158ZM170 251H171V250H170ZM17 252H18V251H17ZM76 252H78V251H76ZM118 252H119V250H118ZM120 252H122V251H120ZM144 252H145V251H144ZM189 252H190V251H189ZM73 253H75V252L73 251ZM85 253H86V252H85ZM91 253H92V252H91ZM122 253H124V252H122ZM122 253H121V255H122ZM128 253H129V252H128ZM131 253H132V252H130V254H131ZM135 253H136V252H135ZM137 253H139V252H137ZM155 253H156V252H155ZM159 253H160V251H159ZM179 253H180V252H179ZM191 253H192V252H191ZM230 253H231V252H230ZM232 253H234V251H233ZM18 254H19V253H18ZM81 254H82V253H81ZM81 254H80V255H81ZM89 254H90V253H89ZM126 254H127V253H126ZM126 254H125V256H126ZM19 255H21V254H19ZM93 255H94V254H93ZM116 255H117V254H116ZM134 255H135V254H134ZM139 255H140V254H139ZM175 255H176V254H175ZM231 255H232V254H231ZM231 255H230V256H231ZM245 255H246V254H245ZM55 256H56V255H55ZM87 256H88V255H87ZM137 256H138V255H137ZM137 256H136V257H137ZM179 256L182 257L181 255H179ZM186 256H187V255H186ZM249 256H250V255H249ZM79 257H80V256H79ZM88 257H89V256H88ZM117 257H118V256H117ZM120 257H122V256H120ZM120 257H119V258H120ZM127 257H128V254H127ZM174 257H175V256H174ZM199 257H200V256H199ZM14 258H15V256H14ZM16 258H18V257H16ZM89 258H90V257H89ZM94 258H95V257H94ZM122 258H124V257H122ZM125 258H126V257H125ZM142 258H143V257H142ZM5 259H6V258H5ZM9 259H10V258H9ZM12 259H13V258H12ZM12 259H11V261H12ZM53 259H54V258H53ZM81 259H82V258H81ZM87 259H88V258H87ZM117 259H118V258H117ZM132 259H134V258H132ZM132 259H131V260H132ZM176 259H177V258H176ZM180 259H181V258H180ZM184 259H185V257H184ZM17 260H18V259H17ZM43 260H44V259H43ZM49 260H50V259H49ZM59 260H60V259H59ZM88 260H89V259H88ZM123 260H124V259H123ZM141 260H142V259H141ZM164 260H165V259H164ZM193 260H194V259H193ZM209 260H210V259H209ZM228 260H229V259H228ZM228 260H227V263H228ZM3 261H4V259H3ZM24 261H25V260H24ZM30 261H31V260H30ZM81 261H82V260H81ZM86 261H87V260H86ZM89 261H90V260H89ZM124 261H125V260H124ZM128 261H129V260H128ZM137 261H138V260H137ZM157 261H159V260H157ZM157 261H156V262H157ZM162 261H163V260H162ZM180 261H182V260H180ZM66 262H67V261H66ZM83 262H84V261H83ZM83 262H81V263H83ZM92 262H93V261H92ZM130 262H131V261H130ZM130 262H129V263H130ZM147 262H149V261H147ZM156 262H155V263H156ZM175 262H177V261H175ZM202 262H203V261H202ZM202 262H201V263H202ZM221 262H222V261H221ZM236 262H237V261H236ZM241 262H242V261H241ZM4 263H5V262H4ZM25 263H26V262H25ZM59 263H60V262H59ZM81 263H80V264H81ZM85 263H86V262H85ZM94 263H95V262H94ZM117 263H118V262H117ZM132 263H133V262H132ZM132 263H131V264H132ZM138 263H139V262H138ZM141 263H142V262H141ZM158 263H159V262H158ZM161 263H162V262H161ZM165 263H166V262H165ZM167 263H168V262H167ZM171 263H172V262H171ZM173 263H174V262H173ZM191 263H192V262H191ZM224 263H225V262H224ZM253 263H254V262H253ZM263 263H264V262H263ZM11 264H12V262H11ZM19 264H20V263H19ZM124 264H125V263H124ZM127 264H128V263H127ZM175 264H176V263H175ZM202 264H203V263H202ZM205 264H206V263H205Z\"/></svg>",
  "mask_w": 264,
  "mask_h": 264
}]
</instances>
